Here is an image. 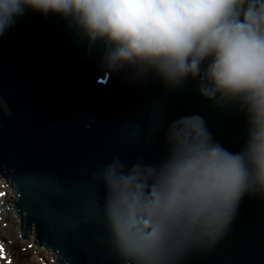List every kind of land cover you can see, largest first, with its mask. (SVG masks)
<instances>
[{"label": "water", "instance_id": "obj_1", "mask_svg": "<svg viewBox=\"0 0 264 264\" xmlns=\"http://www.w3.org/2000/svg\"><path fill=\"white\" fill-rule=\"evenodd\" d=\"M112 50L71 14L27 6L0 33V173L25 231L35 223L55 264H264V190L251 181L214 236L171 228L148 259L122 244L111 178L147 200L179 157L172 126L193 117L207 147L248 168L254 128L242 95L213 90L212 57L195 77L169 80L146 63L110 64Z\"/></svg>", "mask_w": 264, "mask_h": 264}, {"label": "clouds", "instance_id": "obj_2", "mask_svg": "<svg viewBox=\"0 0 264 264\" xmlns=\"http://www.w3.org/2000/svg\"><path fill=\"white\" fill-rule=\"evenodd\" d=\"M25 6L71 14L113 46L110 64L146 63L176 80L195 77L212 57L206 76L213 90L242 95L249 106L248 168L240 156L207 147L193 117L172 126L179 157L147 200L138 186L131 191V180L111 178L110 217L131 254L151 258L180 225L214 236L249 181L264 190V0H0V33Z\"/></svg>", "mask_w": 264, "mask_h": 264}, {"label": "rangeland", "instance_id": "obj_3", "mask_svg": "<svg viewBox=\"0 0 264 264\" xmlns=\"http://www.w3.org/2000/svg\"><path fill=\"white\" fill-rule=\"evenodd\" d=\"M9 176L7 171L5 175L0 173V192L4 194L3 206L7 208L4 220L0 221V235L3 237L0 238V264H5L6 261L7 264H55L56 253L44 243L40 246L36 242L35 223L25 231L26 211L21 217L14 204L18 199L17 191ZM23 234L27 235L26 238L22 237Z\"/></svg>", "mask_w": 264, "mask_h": 264}, {"label": "bare ground", "instance_id": "obj_4", "mask_svg": "<svg viewBox=\"0 0 264 264\" xmlns=\"http://www.w3.org/2000/svg\"><path fill=\"white\" fill-rule=\"evenodd\" d=\"M5 200L3 192H0V221L4 220V213L7 211V208H4L3 201ZM1 251V244H0Z\"/></svg>", "mask_w": 264, "mask_h": 264}, {"label": "trees", "instance_id": "obj_5", "mask_svg": "<svg viewBox=\"0 0 264 264\" xmlns=\"http://www.w3.org/2000/svg\"><path fill=\"white\" fill-rule=\"evenodd\" d=\"M4 103V102H3ZM4 105V107H6V105H5V103L3 104ZM27 247V246H26ZM26 247H25V249H26ZM20 250V249H19Z\"/></svg>", "mask_w": 264, "mask_h": 264}]
</instances>
